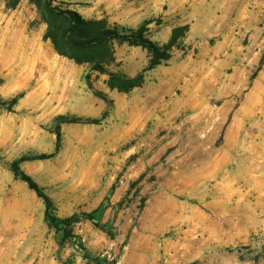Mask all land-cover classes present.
<instances>
[{"label": "rangeland", "instance_id": "1", "mask_svg": "<svg viewBox=\"0 0 264 264\" xmlns=\"http://www.w3.org/2000/svg\"><path fill=\"white\" fill-rule=\"evenodd\" d=\"M56 3L126 29L149 21L159 44L189 28L142 86L118 92L55 52L29 0H0V264H264V0ZM114 48L107 71L148 62L140 46ZM58 126L54 156L20 166L58 216L100 207L65 241L11 170L53 152Z\"/></svg>", "mask_w": 264, "mask_h": 264}, {"label": "trees", "instance_id": "2", "mask_svg": "<svg viewBox=\"0 0 264 264\" xmlns=\"http://www.w3.org/2000/svg\"><path fill=\"white\" fill-rule=\"evenodd\" d=\"M8 8H15L20 0H5ZM34 4L46 24L44 39L50 40L55 52L66 57L77 64L88 63L93 71L106 73L108 75L107 86L116 89L118 92H129L142 86L145 80V73L157 65L168 61L171 58V51L177 47L180 40L188 31V25L174 27L170 39L163 44L153 41L147 34V24L144 22L137 29H126L110 24L106 19H87L78 11L68 7H62L56 0H29ZM126 43L130 46H140L148 53L146 66L135 75L121 74L107 71L105 66L115 60L114 45ZM90 73L85 75L86 83L91 88ZM3 79L0 77V86ZM100 94V93H98ZM16 98L12 102H16ZM103 113L100 118L87 120L89 123L98 124L105 118ZM56 144L53 152L41 153L38 155H23L11 163V170L14 176L25 182L29 189L43 201L44 219L50 228L62 233V241L74 237V226L82 219L94 220V214L100 210L96 208L93 212H83L80 215L60 217L55 213L51 198L29 174L21 169V163L27 160L47 159L54 156L58 151L61 139L59 126L56 129ZM97 224V223H94Z\"/></svg>", "mask_w": 264, "mask_h": 264}, {"label": "bare ground", "instance_id": "3", "mask_svg": "<svg viewBox=\"0 0 264 264\" xmlns=\"http://www.w3.org/2000/svg\"><path fill=\"white\" fill-rule=\"evenodd\" d=\"M51 71H53V70H51ZM59 72H62V69H60V70H58ZM45 87V86H44ZM43 91H44V94H46L47 93V89L46 88H44L43 89ZM51 92H54L53 90L51 91ZM53 99H49V100H47L46 102H45V105L44 106H47V105H50L52 102Z\"/></svg>", "mask_w": 264, "mask_h": 264}]
</instances>
